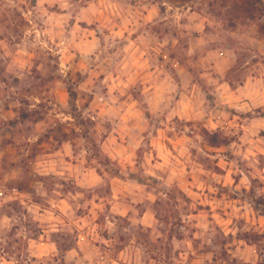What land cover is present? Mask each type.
I'll use <instances>...</instances> for the list:
<instances>
[{"label": "rangeland", "instance_id": "obj_1", "mask_svg": "<svg viewBox=\"0 0 264 264\" xmlns=\"http://www.w3.org/2000/svg\"><path fill=\"white\" fill-rule=\"evenodd\" d=\"M154 1L134 54L109 0H0V264H264V0Z\"/></svg>", "mask_w": 264, "mask_h": 264}, {"label": "crops", "instance_id": "obj_2", "mask_svg": "<svg viewBox=\"0 0 264 264\" xmlns=\"http://www.w3.org/2000/svg\"><path fill=\"white\" fill-rule=\"evenodd\" d=\"M82 2L83 0H79ZM107 1V0H103ZM112 4V12L115 16L112 18V27H111V36L115 39V45L117 46V50H120L121 47L125 46L129 52H137L142 48H154L160 52H166L168 43L172 42L173 45L179 42V36L184 33V28L175 29L174 31H169L162 24L165 19H167V9H163L157 1L154 0H109ZM165 3H161L164 5ZM179 4H181L179 6ZM128 6L127 10L125 9ZM88 5H84L82 10L88 9ZM169 8H174L173 16L183 17L186 16L189 19H194V15L202 17V15L194 10L188 4H183L181 2H175L171 4ZM101 12L103 13V9L101 8ZM204 20H207L206 17H203ZM159 26L155 27L157 24ZM189 29V28H187ZM189 32V31H188ZM221 31L218 28H215L216 36L219 35ZM204 33V32H203ZM203 33H199V35H192L194 38L193 41H190L187 46V50L196 51V44L201 43ZM171 36V39L169 38ZM153 36L155 38V42H148L147 37ZM99 39V37H97ZM2 42V41H1ZM195 43V44H194ZM2 45V44H0ZM3 47V46H2ZM235 50L229 45L227 47L222 48H213L209 51V56L203 57L200 56V60L207 59L210 57L213 63H209L208 65L215 66H231L234 62L232 58ZM213 55V56H212ZM174 60V59H173ZM5 63H9L7 59L4 61ZM14 62V61H12ZM161 64L164 61H160ZM9 74L6 71L0 72V125L3 122V119H7L11 115L15 113L14 105L10 101L7 100L6 96V80L9 79ZM256 78V77H253ZM245 86V84H244ZM145 88L149 90L148 94L150 95L154 91L151 90V85H145ZM242 88V86H241ZM151 90V91H150ZM192 91V90H191ZM191 91L185 93L188 98H190ZM181 100H178L177 106L171 108V112L177 114V107ZM177 110V111H176ZM145 217V216H143Z\"/></svg>", "mask_w": 264, "mask_h": 264}, {"label": "trees", "instance_id": "obj_3", "mask_svg": "<svg viewBox=\"0 0 264 264\" xmlns=\"http://www.w3.org/2000/svg\"><path fill=\"white\" fill-rule=\"evenodd\" d=\"M70 95H71V98L73 99V97H72V93H70Z\"/></svg>", "mask_w": 264, "mask_h": 264}]
</instances>
